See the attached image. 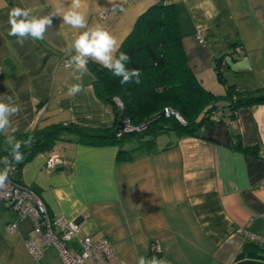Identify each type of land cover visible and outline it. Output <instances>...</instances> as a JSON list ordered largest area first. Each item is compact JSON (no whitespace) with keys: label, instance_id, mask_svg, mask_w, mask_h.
<instances>
[{"label":"crops","instance_id":"obj_1","mask_svg":"<svg viewBox=\"0 0 264 264\" xmlns=\"http://www.w3.org/2000/svg\"><path fill=\"white\" fill-rule=\"evenodd\" d=\"M160 1L82 0L80 10L89 26L105 27L121 44L137 17ZM61 2L70 4L0 0V98L12 96L21 107L12 118L15 136L58 123L112 124V108L96 94L88 66L79 81L85 91L67 94L79 73L65 64L74 55L65 49L82 29L56 16L44 40L20 45L7 34L13 7L40 17ZM171 2L187 63L205 88L215 94L227 86L264 89V0ZM217 58L223 82L216 75ZM215 118L200 136L162 132L155 151L131 159H119L115 145L85 144L68 133L54 145L60 164L48 170L50 151L37 152L21 165L19 179L42 198L50 217L76 221L79 238H106L125 264H136L141 255L164 257L169 264H232L249 240L245 233L264 239V103L239 108L234 117L222 110ZM165 135L172 137L160 141ZM234 140L253 151L234 147ZM7 146L0 135V150ZM16 219V211L2 203L0 264H63L52 246L41 244L42 254L33 257L25 243L33 218H18L9 231Z\"/></svg>","mask_w":264,"mask_h":264},{"label":"trees","instance_id":"obj_2","mask_svg":"<svg viewBox=\"0 0 264 264\" xmlns=\"http://www.w3.org/2000/svg\"><path fill=\"white\" fill-rule=\"evenodd\" d=\"M181 37L177 10L171 0L148 7L137 17L119 48L130 57L127 66L141 71L140 84L122 86L108 69L93 61L88 63L96 94L112 108V124L89 127L75 122L58 123L17 134L16 139L25 142L20 149L24 159L20 163L12 161L13 177L20 181L23 162L37 152L53 150L58 141L68 139V133L85 144L115 145L119 159H131L155 151L156 138L162 132H173L176 137L200 136L214 123L218 112L227 110L234 117L239 108L264 103V89L239 92L227 86L223 94H215L205 88L187 63ZM216 60V75L223 82L220 58ZM115 98L122 101V106L116 104ZM164 107L173 109L179 118L174 114L165 116ZM119 121L143 127L125 131L118 129ZM232 145L253 151L239 140ZM10 152L8 144L0 150V158L8 156L11 160ZM232 264H264V244L249 239Z\"/></svg>","mask_w":264,"mask_h":264},{"label":"clouds","instance_id":"obj_3","mask_svg":"<svg viewBox=\"0 0 264 264\" xmlns=\"http://www.w3.org/2000/svg\"><path fill=\"white\" fill-rule=\"evenodd\" d=\"M82 0H70L65 6L61 2L56 11L46 16H34L29 8L13 7L8 13L9 30L8 35L16 37L17 43L23 45L25 40L40 41L45 39V33L52 27V18L60 16L63 23L80 31L68 44L65 51L74 52L69 63L79 73L76 76L77 83L68 87L67 94L76 96L85 91L82 81L87 71L89 61L102 65L108 69L113 76L119 78L122 86L141 83V71L138 68H129L127 65L130 57L126 52H120V44L117 38L101 25L89 26L87 16L81 9ZM20 105L12 96L5 95L0 98V135H4L7 143L11 146V160L8 156L0 158V164L4 165L0 170V189L8 186V172L12 161L22 162L23 153L20 151L23 141L17 140L15 133L18 127L12 118L19 116ZM136 264H169L164 257L139 256Z\"/></svg>","mask_w":264,"mask_h":264},{"label":"built area","instance_id":"obj_4","mask_svg":"<svg viewBox=\"0 0 264 264\" xmlns=\"http://www.w3.org/2000/svg\"><path fill=\"white\" fill-rule=\"evenodd\" d=\"M101 16L105 13L102 11ZM201 40V31L197 33ZM69 65V62H65ZM116 104L122 106V101L115 98ZM166 116L178 114L171 108L164 107ZM140 126L138 128H141ZM133 127L124 123L123 130H132ZM137 128V129H138ZM62 162V158L56 151H50L45 159V167L48 170L54 169ZM4 165L0 164V170ZM9 203L16 211L17 219L30 215L33 218V227L25 239L26 246L31 255L35 258L42 254V245L52 246L58 253L63 264H125L119 260L106 238L92 240L90 236L78 237L79 227L76 221L67 220L62 217H50L44 201L37 192L30 186L13 177V166L8 172V186L0 189V205ZM17 219L8 223V230L14 231L17 228ZM248 239L264 244V239L245 233Z\"/></svg>","mask_w":264,"mask_h":264},{"label":"rangeland","instance_id":"obj_5","mask_svg":"<svg viewBox=\"0 0 264 264\" xmlns=\"http://www.w3.org/2000/svg\"><path fill=\"white\" fill-rule=\"evenodd\" d=\"M119 99V98H118ZM166 116V115H165ZM172 136L171 135H165V136H163L162 138H160V141H166V140H168V139H170Z\"/></svg>","mask_w":264,"mask_h":264},{"label":"water","instance_id":"obj_6","mask_svg":"<svg viewBox=\"0 0 264 264\" xmlns=\"http://www.w3.org/2000/svg\"><path fill=\"white\" fill-rule=\"evenodd\" d=\"M118 124H119V127H118V129H122V128H123V126H124V124H123L122 122H120V121H119V123H118Z\"/></svg>","mask_w":264,"mask_h":264}]
</instances>
